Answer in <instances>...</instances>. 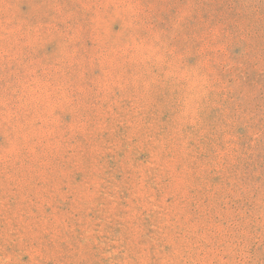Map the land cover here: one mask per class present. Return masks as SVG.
Listing matches in <instances>:
<instances>
[{"label":"rangeland","instance_id":"1","mask_svg":"<svg viewBox=\"0 0 264 264\" xmlns=\"http://www.w3.org/2000/svg\"><path fill=\"white\" fill-rule=\"evenodd\" d=\"M0 264H264V0H0Z\"/></svg>","mask_w":264,"mask_h":264}]
</instances>
